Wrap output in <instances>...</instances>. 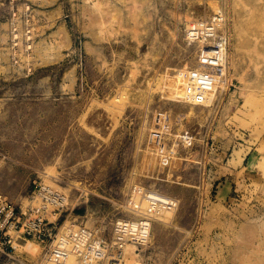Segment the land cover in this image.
Segmentation results:
<instances>
[{
    "label": "rangeland",
    "instance_id": "374dc122",
    "mask_svg": "<svg viewBox=\"0 0 264 264\" xmlns=\"http://www.w3.org/2000/svg\"><path fill=\"white\" fill-rule=\"evenodd\" d=\"M233 1L0 0V185L12 204L35 205V184L52 186L68 198L66 223L109 243L131 182L158 180L184 215L124 264H264V58L236 60ZM213 7L230 16L226 87L198 115L171 112L174 70L203 69L201 51L183 57L175 41ZM59 239V260L32 238L13 256L105 264L111 253L69 255Z\"/></svg>",
    "mask_w": 264,
    "mask_h": 264
},
{
    "label": "bare ground",
    "instance_id": "6f19581e",
    "mask_svg": "<svg viewBox=\"0 0 264 264\" xmlns=\"http://www.w3.org/2000/svg\"><path fill=\"white\" fill-rule=\"evenodd\" d=\"M23 6H27V5L23 4ZM231 11H232V25H233V29H234L235 36H236L235 38V51L237 54L236 60L237 59L239 60L244 55L247 61H250L252 56L258 59L264 58L263 57L264 56V0H246V1L234 0L232 3ZM199 13H202L201 15L203 18H191L193 19V21L190 20L191 22L189 21V23H187L186 26H184L183 39H182V41L184 42L182 43L180 39H178L175 41V43L177 45L176 47L180 48V51L187 52V54H184L183 57H185L188 54H192L193 51L194 52L198 50L201 51V48L207 42L201 38H196L192 36L190 32V27L193 23H197V21H200V20H208L214 17L217 19V22H216L217 32L224 39V45L222 49V71L218 75H215L213 72L209 71L211 73L210 79L213 80V83H212L211 88L205 92L204 99H203L205 100V97L207 96L208 93H211L213 90H214V93H216L217 90H220L218 89L220 85L221 87H223L222 89H225L226 87V79H227L226 71H229L227 70L228 68L227 61H228L229 45H230V38H229V35L227 34L228 33L227 29H228V21H229L230 16L228 14V11L226 10L224 11L222 8L217 10V7H213L207 12H205L204 10H201L199 11ZM204 13L207 16H203ZM30 44L31 42H27L26 46L29 47ZM186 64H188V62H186ZM196 65L197 63H194L193 65H191V67H195ZM175 66L177 67V61L175 62ZM193 71H199V69L193 70ZM190 72L192 71L187 70V67L174 70V74H176V80H174L171 86V93H172V101H171L172 104L171 105L173 107L171 112L181 111L183 116L188 113H193L194 115H198L205 109V107H207L208 103H211L209 100H205V101L202 100L200 102H196L187 94L186 88H187V85L189 84L188 75L190 74ZM216 76H221L222 81L219 79H216ZM206 101L208 103H206ZM145 181H147V179ZM155 181H158V180H155ZM155 181L152 182L153 185H150L148 189L144 188L142 185H139L137 183L133 184L131 182V184L127 188L128 189L127 190L128 203L127 205L121 206L118 209V213H119L117 214L118 217L114 220V222H112L111 242L109 243L103 242L100 238L92 240L93 236L91 237L90 235L89 249H91L92 251H95L97 249H105L108 252L110 245L116 242V235H115L116 221L131 220L134 222V220H137L138 218H140L147 211V203L144 198L143 192L155 193L157 195H160L161 197H164V199L169 198L172 200V205L170 206V208L158 209L155 212H153L151 218L149 219V223H147V226H148V230L146 231L147 235L143 241H141L140 243L129 242V243L122 244L121 251H122L123 256L120 261L122 262V264H124V259L127 258L128 256L136 258L139 255L138 253H136V249L138 247L147 246L148 244H151L154 247L158 243H161L163 239H165V235L169 233L165 225L167 223V218L171 217V219L173 220H180L182 216L184 215L185 209H182L181 206H178L180 199L175 198V197L173 198L171 195L164 194L165 188L162 186L161 183H158ZM125 183L127 182L123 180L122 184H125ZM167 188H169V186H167ZM0 192L9 201H11L10 199L17 200V198H15L16 196L15 191L13 190L11 191L4 185H0ZM64 196L66 198V203H67L68 198L65 194ZM166 211H169V212L172 211V213L169 216H163V215L159 216L161 212H166ZM122 213H124L129 218H121L119 215H121ZM154 218H155V221L153 222ZM70 223H73V222H70ZM60 238L62 239V237ZM64 240H67V239L64 238ZM29 242L30 243L25 244L24 248H26L32 254L37 253L39 251V248L36 245L32 244L31 241ZM59 242H62V241H60L59 239ZM63 242H66L68 244L67 241H63ZM72 243L74 244V247L71 246L70 244L66 245L65 243H61V244H64L63 246H64L65 253H69V255H71L72 252L77 253V252H83L86 249L88 250L87 246L84 247V246H81V244L79 243H75V242H72ZM17 246H18V243L16 244V248ZM107 256H109V253L106 254V257Z\"/></svg>",
    "mask_w": 264,
    "mask_h": 264
},
{
    "label": "built area",
    "instance_id": "2783aa9c",
    "mask_svg": "<svg viewBox=\"0 0 264 264\" xmlns=\"http://www.w3.org/2000/svg\"><path fill=\"white\" fill-rule=\"evenodd\" d=\"M217 19L200 20L190 27L191 35L201 38L207 43L201 48L200 64L203 69L192 71L188 75L187 94L196 102L204 99L205 92L212 86L211 72L218 75L222 71V49L224 39L216 29ZM32 199L38 198V203L28 208L16 207L0 192V264H25L16 259L13 254L20 240L32 238L46 242L48 253L60 259L57 252L61 248L56 245L59 237L66 238L81 246L88 247L90 234L79 224L66 223L62 213L66 198L62 192L43 184H35ZM147 203V211L137 220H118L115 223L116 242L110 245L106 264H122V244L140 243L146 238L147 223L153 212L158 209L170 208L172 200L155 193L143 192Z\"/></svg>",
    "mask_w": 264,
    "mask_h": 264
}]
</instances>
